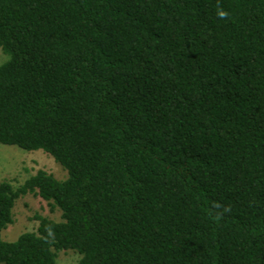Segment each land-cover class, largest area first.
<instances>
[{"label": "trees", "instance_id": "16d2710c", "mask_svg": "<svg viewBox=\"0 0 264 264\" xmlns=\"http://www.w3.org/2000/svg\"><path fill=\"white\" fill-rule=\"evenodd\" d=\"M0 52V144L67 172L0 182V264H264V0H0Z\"/></svg>", "mask_w": 264, "mask_h": 264}, {"label": "rangeland", "instance_id": "374dc122", "mask_svg": "<svg viewBox=\"0 0 264 264\" xmlns=\"http://www.w3.org/2000/svg\"><path fill=\"white\" fill-rule=\"evenodd\" d=\"M6 60L0 52V64ZM38 170H45L59 180L67 178V172L52 157L42 151L27 152L17 147L0 144V182L9 180L14 185L23 184ZM41 215L59 221L61 212L35 195L21 198L14 210V223L3 233L7 241H15L21 234L32 231L37 225L35 217ZM81 255L76 251L59 253L58 264H79Z\"/></svg>", "mask_w": 264, "mask_h": 264}]
</instances>
